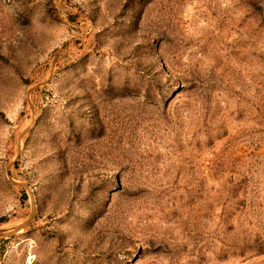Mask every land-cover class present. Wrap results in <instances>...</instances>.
<instances>
[{"label":"rangeland","instance_id":"374dc122","mask_svg":"<svg viewBox=\"0 0 264 264\" xmlns=\"http://www.w3.org/2000/svg\"><path fill=\"white\" fill-rule=\"evenodd\" d=\"M0 231V264H264V0H0Z\"/></svg>","mask_w":264,"mask_h":264},{"label":"water","instance_id":"95a60500","mask_svg":"<svg viewBox=\"0 0 264 264\" xmlns=\"http://www.w3.org/2000/svg\"><path fill=\"white\" fill-rule=\"evenodd\" d=\"M22 226H23V225H22ZM22 226H21V227H22ZM17 230H18V229H17ZM15 231H16V230H14V231H12V232H10V233H6V234H12V233L15 232Z\"/></svg>","mask_w":264,"mask_h":264},{"label":"bare ground","instance_id":"6f19581e","mask_svg":"<svg viewBox=\"0 0 264 264\" xmlns=\"http://www.w3.org/2000/svg\"><path fill=\"white\" fill-rule=\"evenodd\" d=\"M0 234H3V233L0 231Z\"/></svg>","mask_w":264,"mask_h":264}]
</instances>
